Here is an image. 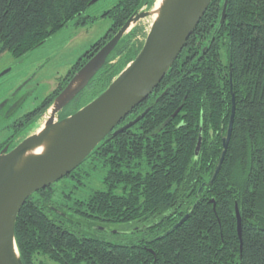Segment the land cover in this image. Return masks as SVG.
<instances>
[{"label":"trees","instance_id":"1","mask_svg":"<svg viewBox=\"0 0 264 264\" xmlns=\"http://www.w3.org/2000/svg\"><path fill=\"white\" fill-rule=\"evenodd\" d=\"M90 1L0 0V53H29L82 17ZM141 1L125 4L119 14L127 20ZM222 3L211 1L158 93L151 96L149 112L132 127L139 130L153 121L149 126L157 131L160 145L148 142L151 149L146 152L119 141L117 158L109 159L105 150L96 155L102 171L94 177L97 187L81 199L83 206L76 212L77 179L68 181L69 186L63 182L73 189L71 194L59 193L55 185L43 192V208L32 200L36 193L29 197L14 227L22 264H264V0H228L212 38ZM92 48L96 52L100 46ZM127 48L116 49L113 59L120 56V61L107 63L92 81L101 92L140 49ZM232 98L231 136L211 182ZM106 144L104 140L89 157ZM61 196L73 212V218L63 221L49 209L63 204ZM190 209L187 220L174 229ZM149 219L156 224L146 231L152 240L144 247L111 242L115 239L97 230Z\"/></svg>","mask_w":264,"mask_h":264},{"label":"water","instance_id":"2","mask_svg":"<svg viewBox=\"0 0 264 264\" xmlns=\"http://www.w3.org/2000/svg\"><path fill=\"white\" fill-rule=\"evenodd\" d=\"M98 1L91 0L88 7ZM211 1L164 0L156 15L153 13L156 0H142L115 35L80 68L62 92L50 101L38 131L24 138L11 150L5 148L1 152L0 264H22L15 242L14 227L25 201L32 194L68 176L109 134L114 136L143 118L147 110L133 121L113 131L158 87L206 13ZM227 1L223 0L219 23L212 38L224 20ZM147 19L152 21L137 54L123 66L100 94L72 113L63 115V109L75 101L107 63H111L116 49L127 44L135 30L136 32L139 30L138 23ZM4 74L5 72L0 76ZM233 117L232 98L230 120L226 134L222 138V152L211 182L217 176L224 160ZM45 141L48 145L41 155L29 157L22 162L28 151ZM201 143L200 130L195 148L196 155L200 151ZM191 211L192 209L184 215L174 229L187 220ZM235 218L237 234L241 239V220L236 207Z\"/></svg>","mask_w":264,"mask_h":264},{"label":"flooded vegetation","instance_id":"3","mask_svg":"<svg viewBox=\"0 0 264 264\" xmlns=\"http://www.w3.org/2000/svg\"><path fill=\"white\" fill-rule=\"evenodd\" d=\"M132 2H134V0H117L112 7L106 9L104 12L99 14L98 17L94 16V17H89V19H85L80 16L77 19L76 25L85 26L87 24L92 23L94 20L96 21V19L99 17L109 19L111 21L110 28L108 29L105 36L94 44L96 45V47L100 46L101 48L103 46L102 44L103 43L106 44L134 13L132 12V14L128 17L127 20L126 19L124 20L125 15L121 16L119 14L120 13L119 10H123L121 9L122 6H124L125 4L127 5L129 4V6H131L133 5ZM119 24L121 25L118 26ZM192 34L190 35V37L192 36ZM204 51L205 48L202 49L203 53ZM96 52L93 51L92 49V52L88 53L83 59L80 58L75 63V65H73L70 68V70L67 71V73L64 75L60 74L59 72H57L54 75L48 74L47 70L45 69V66L47 65L46 62H41L43 58L42 55H36L37 53L40 52L32 53L33 56L29 58L24 57L26 54L21 57H12V55L10 54L11 62L7 63L4 66H0V75L5 72L4 75L0 76V154L5 148L11 150L14 146L19 144L24 138L33 135L38 131V128L42 125L44 121V115L46 113V109L49 105V102L62 92V90L72 79V77L75 76V74L80 70V68ZM5 53L6 52L0 53V55ZM1 89H3V91H1ZM156 89H154V91ZM154 91L145 101L140 103L124 120H122L120 124H118L115 127L113 131L133 121L137 116L141 115L146 110H148L152 102L151 96L154 93L156 94L158 93L157 90L156 92ZM135 110H136L135 112L136 114L134 115L133 113ZM148 112L149 110L147 111V113ZM151 117L154 118L153 113ZM143 118H145V116H143ZM152 122L146 121L147 124L146 127L145 128L141 127L139 130H132V127L136 125L138 123L137 122L134 125H132L130 128L125 129L114 136L109 134L105 138V140H107V144L103 149L101 150L99 149L95 155L93 154L91 157H89V159H86L76 169H74L68 176L58 181V182L63 181L64 183H67L68 181H71V179H77V181H73V182L81 183L80 186L79 185L73 186L77 189V191H75V196L73 199L74 200L73 202L77 203V208L74 209V212L78 211V209L83 206L81 199H83L88 192L89 194L91 193L90 189L94 191L95 188L97 187L95 185L96 182L94 177H96L102 171L100 170V166H99L100 164H98L96 155H99L102 151L105 150L108 153L109 159L117 158L118 157L117 143L119 141H121L122 144L136 145L135 146L136 150H142L146 152H150L151 149L148 147L149 145L148 142H152L153 144H155L156 147L160 145V141L157 136V131H153L152 125L149 126ZM122 134H129V135L125 137H118L119 135ZM136 135H141V136L143 135V138L136 137ZM138 142H141L142 144L139 145ZM152 151L157 152L158 149L157 148L152 149ZM92 167H94L95 169L91 170ZM87 172L89 173V175L85 174ZM80 177L82 178L80 179ZM84 178H86V180ZM53 185H51L50 187H52ZM48 188L44 190H40L36 192V194L34 193L35 195L34 194L31 195V196L34 195L32 200L33 201L35 200L37 202L36 205L38 207L43 208L42 193L45 192ZM62 188H66V187L63 185ZM69 189L65 191L61 190L59 191V193H64L67 191L66 193L71 194L70 192H72L73 189L72 188L70 190ZM75 197H77L78 201ZM62 199H63L62 205L57 204V206H51L49 207V209L50 212L58 215L60 219H62L63 221V219L65 220V218H73V212L67 211L69 207L72 208V205L70 206V203H68L67 199H64L63 196H61L60 200ZM49 209L48 207L46 208V210ZM81 218L85 219L86 217L82 216ZM155 224L156 221H154L153 219H149L147 222H145L144 220H140L138 222L124 224L125 226L119 228L118 227L112 228V226L110 225L104 228L97 227V230L104 231L107 233L109 237L115 239L111 242H118V243L122 242L125 243L126 245L130 243L132 244V242H139L141 244L138 245L144 247L147 242L152 240L147 236L146 231L150 229L149 227L155 226ZM124 237H127V239H124ZM154 239L156 240L158 238L154 237ZM105 241H109V240L105 238Z\"/></svg>","mask_w":264,"mask_h":264},{"label":"rangeland","instance_id":"4","mask_svg":"<svg viewBox=\"0 0 264 264\" xmlns=\"http://www.w3.org/2000/svg\"><path fill=\"white\" fill-rule=\"evenodd\" d=\"M116 1L117 0H99L96 4L90 6L85 11V13L82 15V18L87 16L98 17L99 14L112 7ZM77 19L68 23L54 36L49 38L43 45L29 52L28 55L26 54L24 57L29 58L33 56L32 53L40 52L35 54L42 55L43 58L41 62H46L47 65L45 66V69L47 70L48 74L54 75L57 72L62 75L66 74L67 71H69L70 68L75 65V63L80 58H82L88 50H91L95 43L105 36L111 26V21L107 18L99 17L96 19V21L94 20L92 23L85 26H77ZM151 21V19H147L138 23L137 27L139 30L137 32L135 30L134 34L131 36V39H129L128 43H130V45L127 43V50L132 46L136 49L141 46L147 30L150 28ZM10 54V52H6L5 54L0 55V66H4L11 62ZM12 57L14 56L12 55ZM120 59V56L115 57L111 61L110 65H116ZM1 91H3V89H1ZM99 92L101 91L98 89V87L96 88L95 83L91 82L88 87H86L75 99V101L63 109V115L72 113L94 96L98 95ZM54 185L58 191H65L69 189L62 188L63 181L57 182ZM67 185L70 184L67 183Z\"/></svg>","mask_w":264,"mask_h":264},{"label":"bare ground","instance_id":"5","mask_svg":"<svg viewBox=\"0 0 264 264\" xmlns=\"http://www.w3.org/2000/svg\"><path fill=\"white\" fill-rule=\"evenodd\" d=\"M163 2H164V0H156L155 5H154V9H153L154 14L158 15V12L160 11V9L162 7ZM49 137H51V135ZM47 145H48V142L45 141V142L41 143L38 147L33 148L32 150L28 151L24 155L22 162L29 157L41 155L45 151Z\"/></svg>","mask_w":264,"mask_h":264}]
</instances>
